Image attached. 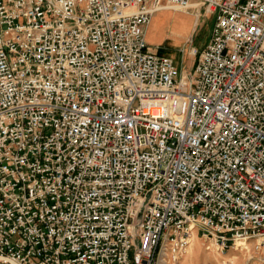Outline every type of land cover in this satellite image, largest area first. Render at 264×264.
<instances>
[{"label": "built area", "instance_id": "1", "mask_svg": "<svg viewBox=\"0 0 264 264\" xmlns=\"http://www.w3.org/2000/svg\"><path fill=\"white\" fill-rule=\"evenodd\" d=\"M192 1L0 0V264H179L194 229L264 262V0H197L182 69L145 28Z\"/></svg>", "mask_w": 264, "mask_h": 264}, {"label": "rangeland", "instance_id": "2", "mask_svg": "<svg viewBox=\"0 0 264 264\" xmlns=\"http://www.w3.org/2000/svg\"><path fill=\"white\" fill-rule=\"evenodd\" d=\"M162 8L157 10L149 23V34H145L146 42L160 48V52L169 55L182 69H187L194 61V50L207 42L214 21L212 14L196 20L193 9L181 10ZM195 27L191 36L184 40L185 33L191 23ZM194 250L189 255L184 252L179 264H264L261 250L254 247L255 240L249 239L246 248L242 243L233 248L221 251L210 238H201L194 229ZM239 242V241H237Z\"/></svg>", "mask_w": 264, "mask_h": 264}, {"label": "crops", "instance_id": "3", "mask_svg": "<svg viewBox=\"0 0 264 264\" xmlns=\"http://www.w3.org/2000/svg\"><path fill=\"white\" fill-rule=\"evenodd\" d=\"M193 1H197V0H193ZM192 1V2H193ZM198 2V1H197ZM198 6V5H197ZM197 6H196V8L195 7H193V8H191V9H193V14H195V16L196 17H200V18H202L203 17V15H202V9L203 8H201V9H199V8H197ZM166 8H168V7H166ZM169 9H171V8H169ZM173 9V8H172ZM175 10V9H174ZM198 10V11H197ZM200 13V15H198ZM195 17V18H196ZM198 18H196V20L198 19ZM149 23H150V21H149ZM149 23L147 24V26H146V28H145V34L147 35V34H149ZM194 27H195V21L193 20V22L191 23V25L189 26V28H188V30L186 31V33H185V39L184 40H186V39H188L190 36H191V33H192V31H193V29H194ZM199 49V48H198ZM159 51H161L160 50V48H159ZM177 64V63H176ZM192 65H193V62L191 63V65L190 66H188L187 67V69H189V68H191L192 67ZM179 66V65H178Z\"/></svg>", "mask_w": 264, "mask_h": 264}, {"label": "bare ground", "instance_id": "4", "mask_svg": "<svg viewBox=\"0 0 264 264\" xmlns=\"http://www.w3.org/2000/svg\"><path fill=\"white\" fill-rule=\"evenodd\" d=\"M198 5V2L197 1H193V2H191V6H193V7H196ZM197 18V17H196ZM194 242H195V239H194V237L190 240V243H189V245L187 246V248H186V250H185V253H186V255H189L191 252H193V250H194ZM238 243H241V242H235V244H238ZM245 244V243H244ZM242 245H243V243H242ZM241 245V246H242ZM245 247H246V244H245Z\"/></svg>", "mask_w": 264, "mask_h": 264}]
</instances>
